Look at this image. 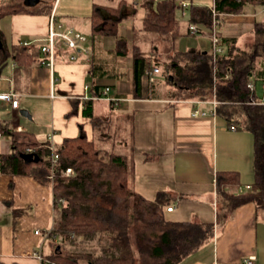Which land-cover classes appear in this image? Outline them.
<instances>
[{
	"label": "crops",
	"instance_id": "0c3cea01",
	"mask_svg": "<svg viewBox=\"0 0 264 264\" xmlns=\"http://www.w3.org/2000/svg\"><path fill=\"white\" fill-rule=\"evenodd\" d=\"M61 2L55 0L51 13L55 11L65 26L84 33L88 38L85 46L90 52H79L77 59L72 60L70 55L76 51H60L56 60L58 69L54 65L53 70L36 61L19 64L11 59L10 74L4 76L3 68L0 75V78L5 77L4 80L9 78V84L0 81V92L12 90L20 94V105L13 108L0 101V117L9 118L14 129L31 132L40 141L49 140L55 148L66 138L79 136L83 131L98 147L111 150L106 141L116 131V144L121 150L118 153L126 155L130 161L131 186L136 192L149 199L156 198L161 191L169 194L173 201L170 206L174 207L172 211H166L169 219L215 224L214 239L178 264H264V211L258 212L256 205L249 202L238 206L229 219L218 220L222 211L216 174L221 170H235L240 173L242 187L252 185L255 177L253 133L248 129L231 128L218 113L194 116V108L210 112L212 105L198 98H176L171 94L173 85L158 86L161 73L157 76L154 97L133 96V49L129 60L123 63L122 59L129 54L126 48L120 47V41L124 39L119 34L120 29L116 35H92L91 15L95 7H100L103 14L113 17L114 10L122 6L119 27L127 19L133 24V17L123 9L133 7L140 14V10L146 9L142 0H84L90 10L85 16L89 20L87 31L82 30V17L73 11L82 6L80 2L70 0L68 10L59 13ZM112 8L113 14L108 11ZM247 9L254 19L264 13V7L257 9L247 4L241 13L223 15L220 27L221 36L238 38L240 49L246 48L245 41L251 38L241 37L236 32L231 34L228 29L234 27L231 19L244 16ZM187 11L182 9L183 17ZM50 14L7 15L12 23L10 35L28 37L12 42L3 34L7 45L12 48L24 41L39 43L38 46L43 44ZM141 18L143 27L142 13ZM226 19L230 21L227 26ZM178 22L182 21L178 19ZM253 22L255 27L257 20ZM142 27L137 31L139 34L144 32ZM199 27L202 32L205 26ZM187 29L190 32L189 25ZM204 46L201 50H212L211 38ZM262 82L264 80L256 85L260 98L264 96ZM107 87L108 94L99 96ZM52 91L56 94L54 97ZM37 99L48 100L53 106V115L43 129L23 121L22 117L26 116L20 113L27 105H34ZM87 100L93 101L94 118L83 113ZM101 101L105 104L99 103ZM7 113L11 117L4 116ZM114 115L118 119L115 127L110 123ZM39 121L40 118L37 123ZM98 128L101 138L96 135ZM10 150L11 139L1 135L0 153ZM42 179L45 178L35 174H0V261L4 264H58L50 257L53 244L48 236L55 219L53 186L50 180ZM176 203L180 207L177 208ZM176 210L178 216L169 215ZM250 257H255L252 263L247 262Z\"/></svg>",
	"mask_w": 264,
	"mask_h": 264
},
{
	"label": "trees",
	"instance_id": "16d2710c",
	"mask_svg": "<svg viewBox=\"0 0 264 264\" xmlns=\"http://www.w3.org/2000/svg\"><path fill=\"white\" fill-rule=\"evenodd\" d=\"M178 1L144 0L147 12L143 30L176 34L178 8L189 11L190 22L202 23L210 29L212 13L208 5L189 0L191 5L184 8ZM54 2L40 0L36 8L25 5L24 1L2 4L0 18L17 13L50 14ZM247 4L264 7V0H215L217 10L224 15L241 13ZM112 10L108 9L111 14ZM121 17V12L112 17L95 7L91 15L92 35H116ZM253 31L254 36L244 49L238 47V38L222 36L223 53L214 55L210 49L187 50L165 64L154 61L151 54L143 53L138 47L133 50L135 98L156 95L158 78L151 83L146 70L160 66L161 75L174 86L173 96L203 100L215 96L220 102L217 113L229 126L253 133L252 188L239 191L238 171H218L215 182L222 211L218 220L229 219L238 206L249 202L256 205L258 212L264 211V104L255 103L260 98L257 87H249L250 82L257 85L264 80V19L255 23ZM0 39V75L11 59L19 64L35 61L41 64L39 43L16 45L12 50L1 31ZM83 113L95 117L92 100L85 101ZM0 134L11 139V150L0 153V174H35L52 183L55 219L48 236L53 244L50 257L58 264L78 263L77 257L63 252L69 242L76 243L80 238L97 236L105 244L104 254L89 255L87 264H178L214 239L213 222L169 219L165 207L173 201L166 192H159L154 199L136 192L131 186L132 166L128 157L98 147L83 131L79 136L66 138L55 150L49 140L40 141L31 132L14 129L9 118L0 117ZM53 153L59 156L54 165ZM68 167L73 169V174L65 176L63 172ZM0 264L4 263L0 261Z\"/></svg>",
	"mask_w": 264,
	"mask_h": 264
},
{
	"label": "rangeland",
	"instance_id": "374dc122",
	"mask_svg": "<svg viewBox=\"0 0 264 264\" xmlns=\"http://www.w3.org/2000/svg\"><path fill=\"white\" fill-rule=\"evenodd\" d=\"M24 0H0V5L2 4H7V3H13V2H23ZM79 5H82L81 7H77L76 9H73V11L78 12V14L82 17L81 19V27L82 30L87 31L89 28V20L86 19L85 16L89 14L90 10L88 11V8L84 4V0H77ZM158 1V0H154ZM180 1V0H179ZM178 1V3H179ZM212 0H196L195 4H203V5H210ZM144 3V0H142V4ZM70 5V0H62L59 8V13H63L65 10H68L67 8ZM254 4H249V6L253 7ZM39 6V4L37 5ZM155 7H157V3L154 4ZM257 7V9L261 8L260 5H254ZM35 7V6H34ZM122 6L119 7L118 9L114 10L115 14H119L121 12ZM140 10V14H138L136 11H134L133 7H125L123 9V12H126V14H130L132 18V23L131 20L127 19L124 21L122 24H120V32L119 34L124 37L123 44L120 46L121 48H126L128 51V57L122 59L123 63L127 62L129 58L131 57V50L133 49H140L143 53L145 54H151L155 58L154 60L158 61L161 64H165L171 61L172 58L174 57H179L181 56V52L191 50V49H204L206 46H204L206 43H208L209 33L207 32L208 30L206 27H203L204 25L202 23H198L201 27H203V31L195 34L189 33L187 26L189 23L190 19V13L187 11L186 16H182V9L178 8L176 11V18L179 19V21H182L179 23V31L172 35V34H160V33H147V32H141L139 34L137 31L140 30L142 27V18H141V13L143 14V17L145 16L146 9ZM187 10V9H186ZM67 12V11H66ZM126 17H128L126 15ZM264 19V13L259 14L254 17L252 16V13L249 9L246 10V13L244 16L238 18V19H231V22L233 23L234 27L232 29H228L231 34L239 33L241 37L245 38H252L254 36V20L261 21ZM228 19H226L227 21ZM187 21V22H186ZM226 22V26L228 24ZM128 25V27H127ZM132 26V27H131ZM222 28V27H221ZM143 30V29H141ZM0 31L6 35L12 42H18L22 38H28L24 34H17L12 37L10 35L12 33V23H11V17L10 16H3L0 18ZM24 40V39H23ZM121 40V41H122ZM250 41V39L245 41V46H248L247 43ZM204 43V44H203ZM125 46V47H124ZM135 47V48H134ZM138 47V48H137ZM160 67V66H159ZM55 68L58 69V63L55 64ZM161 69V67H160ZM58 71V70H57ZM11 72V65L10 61L7 63V65L4 67V76L6 74H10ZM161 73V70L159 74ZM159 76V75H158ZM5 77L0 78V81H5L6 84H9V78L5 79ZM92 80V79H91ZM125 83V81H123ZM159 87H173L169 83H167L166 79L164 76L161 77V80L159 81ZM25 99V97H24ZM23 99V100H24ZM24 102V101H23ZM99 103H104L103 101ZM24 109H27L32 115V117L35 115L36 118H31V120L28 117H22L23 121H27V123L31 126H34L35 128H41L43 129L46 127V124L49 122V119L53 115V106L52 104L49 103L48 100L45 99H37L34 101V105H27L24 107ZM6 117L10 116V114L4 115ZM40 118V121L37 123V119ZM117 117L114 115L110 123L115 127L117 124ZM52 131V130H51ZM100 129H96V135L99 136ZM118 135L116 131L113 132L111 137L109 138L108 142L111 145V150L120 152L116 142H117ZM100 144V143H99ZM98 144V145H99ZM179 204L176 203V207ZM178 210H176L174 213L169 214L170 216H178L177 215ZM105 244L101 243L98 239L97 236L93 238H80L77 240L76 243L69 242L64 250L63 253H71L74 257H77L78 263L77 264H87V259L89 255H93L94 257L97 256H102L104 254V249L103 246Z\"/></svg>",
	"mask_w": 264,
	"mask_h": 264
},
{
	"label": "built area",
	"instance_id": "2783aa9c",
	"mask_svg": "<svg viewBox=\"0 0 264 264\" xmlns=\"http://www.w3.org/2000/svg\"><path fill=\"white\" fill-rule=\"evenodd\" d=\"M179 4L182 5L184 8H187L191 5V1L180 0ZM209 7L212 13V22H211V27L209 29V33L212 43V51L213 54L216 55L218 53H223L225 51L223 39L220 34L222 16L224 14L217 10L215 5V0H212V3L209 5ZM189 30L191 33H199L201 31V28L196 23H190ZM87 40L88 38L84 33L77 31L72 27L65 26V24L57 18L55 11H53L49 16V29H48L47 37L44 39V43L40 45V49L42 53L41 64L48 66L50 69L53 70L57 60V56L60 51H65V50L76 51V53L74 52L75 54L73 53L70 55V58L72 60L77 59L78 57L77 53L79 52L88 54L90 50L88 49V47L85 46ZM23 44H30V42L24 41ZM160 70L161 69L159 66L154 67L152 70H146V73L149 76V81L151 83L156 82ZM249 87L254 88L256 87V85L254 82H250ZM261 87L264 92V82L261 83ZM108 92H109V88L107 87L106 89H104L103 93L99 96H102L103 94L107 95ZM55 95H56L55 92L52 91V96L54 97ZM110 99L113 100L114 98H110ZM0 101H5L11 104L13 108H18L20 105V94L12 90L0 92ZM207 102H209L212 105V110L210 112H207L202 108L200 109L199 107H196L192 110V114L194 116L206 115L208 113L212 115H216L217 106L219 105L220 102L215 98V96L212 99L207 100ZM255 103L264 104V96L262 98H259L257 101H255ZM231 128L235 129L236 126L231 125ZM52 149L55 150V147L52 146ZM58 157L59 156L57 153H53L52 156L53 165L57 162ZM63 173L65 176H70L73 174V169L71 167H68ZM251 188H252L251 185H247L245 187L240 186L239 191L250 190ZM173 209H174L173 206L167 207L168 211H172ZM36 233H39V231H36ZM254 259L255 257H250L247 260V262L252 263Z\"/></svg>",
	"mask_w": 264,
	"mask_h": 264
},
{
	"label": "water",
	"instance_id": "95a60500",
	"mask_svg": "<svg viewBox=\"0 0 264 264\" xmlns=\"http://www.w3.org/2000/svg\"><path fill=\"white\" fill-rule=\"evenodd\" d=\"M40 0H24V4L29 6V7H33L36 6L39 3ZM0 43H1V39H0ZM21 115L26 116L31 118V115L29 113V111L27 109H21L20 110ZM57 249H60V246H57Z\"/></svg>",
	"mask_w": 264,
	"mask_h": 264
}]
</instances>
